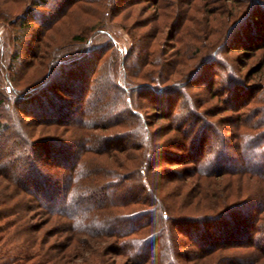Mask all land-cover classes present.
Masks as SVG:
<instances>
[{
  "label": "trees",
  "instance_id": "trees-1",
  "mask_svg": "<svg viewBox=\"0 0 264 264\" xmlns=\"http://www.w3.org/2000/svg\"><path fill=\"white\" fill-rule=\"evenodd\" d=\"M51 1L0 0V25L9 26L8 37L0 35V149H12L9 157L0 151V244L5 255L14 249L17 264H66L78 235H86L111 240L115 254L125 257L128 264H159L151 259L148 252L153 248L148 245L163 239V226L170 220L171 228L180 235L186 233L199 252L192 259H186L184 253L177 255L184 264H264V134L249 137L247 133L264 128V110H260L263 118L257 119V126L248 125L251 111L236 119L232 139L239 143L237 160L225 152L227 145L222 138L219 147L205 154L204 137L198 140L202 125L194 137L185 139L189 145L175 147L188 156L171 155L173 163L161 175L157 172L160 165L154 162L155 150H161V156L170 154L163 155L164 143H150L158 135L150 131L152 124H147L148 116L141 113V92L164 98L176 88H184L178 79H170L182 76L183 62L190 57L180 51L173 66L160 60L145 63L144 57L132 63L127 54L115 57L110 65L111 84L106 93L96 97L102 59L95 55L98 48H90L91 37L86 40L79 33L72 37L70 46H59L49 33L59 15L65 16L76 3L94 0H56V5ZM261 31L264 24L251 33L252 40L262 41ZM107 36V44L117 49L113 37ZM10 45L15 51L11 54L5 51ZM146 66L159 71H148ZM70 67L77 68V75H61ZM33 69L35 73L22 82ZM124 72L130 73L127 79ZM230 79V96H240L246 83ZM113 88L121 93L118 100L114 101V96L103 99ZM135 94L138 100L132 99ZM174 103L161 120L172 121L177 100ZM159 104L153 107L166 108ZM186 114L191 115L190 110ZM178 128L170 123L167 133L180 134ZM96 130L104 133L96 134ZM256 138H260L258 145ZM46 164L48 171L42 168ZM176 164L182 166L181 171L173 169ZM183 173L185 177L178 179ZM154 177L163 183H153ZM25 199L35 205L16 210ZM34 208L47 213L48 222L55 217L65 222L70 244L61 257L44 252L37 245L41 237L30 235L38 229L21 224L26 211ZM17 241L22 243L5 249L6 244ZM175 242L177 250L182 243ZM168 248L160 250L171 261L161 262L176 264L177 253Z\"/></svg>",
  "mask_w": 264,
  "mask_h": 264
},
{
  "label": "rangeland",
  "instance_id": "rangeland-1",
  "mask_svg": "<svg viewBox=\"0 0 264 264\" xmlns=\"http://www.w3.org/2000/svg\"><path fill=\"white\" fill-rule=\"evenodd\" d=\"M55 1L53 2L52 0L51 2L56 5ZM261 5L264 7V0L82 1L76 3L63 17L61 16L62 14L57 17V14L54 13L53 16L57 17V22L55 21L56 23L49 33L52 34L54 42L59 46H70L72 37L79 33H82L86 40L91 37L89 46L91 49L98 48L96 50L98 52L95 55L100 56L102 59L100 63L102 68L99 80H97L101 81V85L95 91L96 97L98 94L100 97V95L106 93V88H108L106 86L111 84L109 83L111 79L109 75L111 72L110 65H112L111 60L115 57L121 59L124 56L123 54H127V61L132 63H134L135 59L140 62L141 58L144 57L145 63L160 60L164 64H168V66H173L172 62L178 59L177 56L180 51L187 53L190 59L183 62L185 66L182 76H173L170 79L173 82H177L176 79H178V83L184 85V88H176L164 98H160L158 95L155 96V94L149 96L150 94L147 92H141L143 93L141 96L144 97V109H141V113L148 116L147 124H152L150 131L155 130L156 135H158L150 143H153V145H156L157 142L164 143L163 155L170 154L169 157L161 156V150H155L157 154L154 156V162L160 165L157 172L162 175L166 169L171 167L170 163H173L170 161L172 159L171 155L179 154L182 158L188 156L185 151L178 153L175 147L178 144L189 145V142L186 143L185 139L190 135V137H194L198 132V128L202 125H204V128L198 140L204 137L203 149H206L204 153L206 154L208 149L215 150L216 147H219L220 141H225L227 145L224 148L225 152L237 160L241 155L237 149L239 143L232 139V135L235 132L234 125L237 124L236 119L240 115L243 116L244 113L251 111L250 113L253 114L252 119L247 120V122L249 126L253 127L257 126V119L263 118L261 111L263 112L264 110V32L261 31L260 34L262 41L260 39L255 42V40H252L255 37L251 36L256 27H261L264 24V9ZM13 9L16 10L17 7L14 6ZM59 9L61 11L62 7ZM238 19L240 21L237 25L227 33L228 28ZM255 20L257 22H254ZM101 28H106L105 33L99 32ZM190 28H193L192 34L188 33ZM40 30L38 28V31ZM8 31L9 26L0 25V35L3 38L4 36L5 38L8 37ZM12 31L15 30L13 29ZM27 31L25 29V32ZM107 34L113 37L117 49H120L122 53H119L114 46L107 44L110 43ZM212 44L215 45L213 46ZM250 46L254 48H250ZM5 51L8 53L15 52L14 47L11 48V45L6 47ZM10 54L7 57L8 61L11 59ZM13 64L18 65L17 60H14ZM198 66L200 68L196 71ZM129 68L131 70L132 67L130 66ZM34 69L29 76L23 78L22 82L28 81V77L35 73ZM75 69L77 70V68L73 67L63 69L64 71L61 75H74L77 73ZM146 69L148 71H159L153 66H146ZM79 70L82 71L83 69L79 68ZM194 72L196 73L193 78H190ZM129 74L125 73V79H127ZM231 76L235 80L240 79L246 83V86L241 88L244 92L240 96L239 94L237 97L230 96V90L232 89L230 85ZM167 83H170V81ZM119 95L121 93L113 88L109 90L108 95L106 94L103 99L108 101L114 96L115 101L118 100ZM250 96L253 97L251 102L248 100ZM131 97L137 100L139 98L137 94L131 95ZM176 100L177 104L175 113L172 115V121L161 120L160 117L172 109ZM246 101L248 103L242 107V104ZM155 103H160L161 107L164 106L165 108L166 106V108L157 110L153 107V105H156ZM119 107L121 109V106ZM188 110H190L191 115L186 114ZM170 123L173 126L180 127L178 128L180 129V134L171 131L167 133ZM189 128H192L193 131L189 130ZM242 131H246V129L244 128ZM93 132L96 134L104 133L102 130ZM247 133L250 134L249 137L260 133L262 136L264 128L261 131L258 129L249 130ZM255 140V145L260 144V138ZM165 143H169V145ZM173 143L177 145L174 144L172 146ZM10 150L12 149L6 148L4 151L0 149L5 157H9L8 152ZM173 167V169H180L182 166L176 164ZM42 168L45 171L49 169L47 164L43 165ZM184 174L178 179L184 178ZM235 178L233 177V180ZM159 180V177L152 179L153 183H158ZM128 183H124V186L129 185ZM252 192H255L254 187ZM146 195L147 192H144V197ZM25 202L27 203L26 205H24ZM25 202L18 204L15 209L20 211V208L24 209L25 206L35 205L26 199ZM26 213L21 224H26L27 227L32 225L34 229H38L37 232H34L35 234L30 230L32 237H41L38 239L37 245H40L44 252H49L52 255L56 254L59 257L66 253L65 246L70 244L68 239L71 233L65 228L66 224L63 219L55 217L53 221L48 222L49 215L37 208L29 212L26 211ZM29 216L32 217L30 218L31 220ZM171 226L172 221L169 220L166 226H163V239L159 242L157 240L149 243L148 247L151 250L153 248V251L148 253L151 255V259L154 258L153 260L159 264H162L161 260L163 259L169 263L171 259L168 258V255H163V251L160 249L163 246L165 249L167 246L169 248L173 247L177 253L173 261L176 264L180 262L184 264L185 262L176 258L177 255L184 253L187 256L185 257L186 259H192L199 252L195 250L194 243L189 240L186 233L185 235L184 233L180 235L181 232L177 229H172ZM154 228L157 229V227ZM147 229H144V231H147ZM144 235L146 236L145 232ZM78 237L80 239H76L72 244V246L75 244L77 248L75 247L70 259L66 258V264H87L91 262L92 264L129 263L125 257H118L115 254L112 248L114 246L110 244L111 240L96 239L86 235H78ZM83 240H86V242H83ZM175 241L182 243L177 250ZM20 243L22 242H9L6 244L5 249H11L14 245H19ZM157 244L159 247H156ZM2 245L3 243L0 244V264H17L14 256L15 250L13 249L10 255L7 256L4 253V249H1ZM186 245L188 246L187 248H185ZM131 246L133 247L134 245ZM231 254L233 252H230L229 255ZM153 255L156 256L153 257ZM20 264L28 263L21 262Z\"/></svg>",
  "mask_w": 264,
  "mask_h": 264
}]
</instances>
